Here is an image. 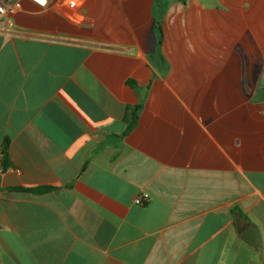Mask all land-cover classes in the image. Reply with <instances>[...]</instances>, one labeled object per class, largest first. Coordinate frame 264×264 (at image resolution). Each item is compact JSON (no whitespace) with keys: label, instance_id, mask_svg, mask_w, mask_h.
I'll return each mask as SVG.
<instances>
[{"label":"crops","instance_id":"crops-1","mask_svg":"<svg viewBox=\"0 0 264 264\" xmlns=\"http://www.w3.org/2000/svg\"><path fill=\"white\" fill-rule=\"evenodd\" d=\"M68 2L0 18V264H264V0Z\"/></svg>","mask_w":264,"mask_h":264},{"label":"built area","instance_id":"built-area-1","mask_svg":"<svg viewBox=\"0 0 264 264\" xmlns=\"http://www.w3.org/2000/svg\"><path fill=\"white\" fill-rule=\"evenodd\" d=\"M21 0H0V18L5 17L9 14L15 13L17 6L19 5ZM36 5L46 8L50 0H30ZM70 7H76L78 4V0H69L68 2ZM150 200V196L147 193H143L142 195L134 198V203L140 206L145 205Z\"/></svg>","mask_w":264,"mask_h":264},{"label":"trees","instance_id":"trees-1","mask_svg":"<svg viewBox=\"0 0 264 264\" xmlns=\"http://www.w3.org/2000/svg\"><path fill=\"white\" fill-rule=\"evenodd\" d=\"M178 1L185 3L187 0H178ZM135 118H136V115H135ZM2 166H3V168H6L8 166V141H5V146H4V149H3ZM48 190H50V188H44V189L35 190V192H42V191H48Z\"/></svg>","mask_w":264,"mask_h":264}]
</instances>
